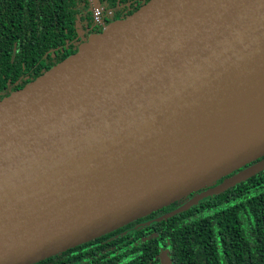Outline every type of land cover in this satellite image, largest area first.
<instances>
[{
    "label": "water",
    "instance_id": "1",
    "mask_svg": "<svg viewBox=\"0 0 264 264\" xmlns=\"http://www.w3.org/2000/svg\"><path fill=\"white\" fill-rule=\"evenodd\" d=\"M262 157L264 0H150L0 101V264L187 211Z\"/></svg>",
    "mask_w": 264,
    "mask_h": 264
},
{
    "label": "trees",
    "instance_id": "2",
    "mask_svg": "<svg viewBox=\"0 0 264 264\" xmlns=\"http://www.w3.org/2000/svg\"><path fill=\"white\" fill-rule=\"evenodd\" d=\"M98 1L113 12L111 23L150 0ZM99 30L87 0H0V101L65 60ZM195 194L35 264H155L161 251L170 264H264V170L167 216ZM129 236L133 241L126 240Z\"/></svg>",
    "mask_w": 264,
    "mask_h": 264
},
{
    "label": "built area",
    "instance_id": "3",
    "mask_svg": "<svg viewBox=\"0 0 264 264\" xmlns=\"http://www.w3.org/2000/svg\"><path fill=\"white\" fill-rule=\"evenodd\" d=\"M93 25L99 29L104 28L113 17V12L107 10L98 0H87Z\"/></svg>",
    "mask_w": 264,
    "mask_h": 264
},
{
    "label": "flooded vegetation",
    "instance_id": "4",
    "mask_svg": "<svg viewBox=\"0 0 264 264\" xmlns=\"http://www.w3.org/2000/svg\"><path fill=\"white\" fill-rule=\"evenodd\" d=\"M133 239V236H129V237H127L126 238V240H128V242H131V241H133L132 240ZM163 253H164V251H161L154 259H153V262H155V264H170V262H169V257H168V259L166 258V259H163ZM128 255H133V253H129V254H127L126 256H128Z\"/></svg>",
    "mask_w": 264,
    "mask_h": 264
},
{
    "label": "rangeland",
    "instance_id": "5",
    "mask_svg": "<svg viewBox=\"0 0 264 264\" xmlns=\"http://www.w3.org/2000/svg\"><path fill=\"white\" fill-rule=\"evenodd\" d=\"M108 24H109V22H108Z\"/></svg>",
    "mask_w": 264,
    "mask_h": 264
}]
</instances>
